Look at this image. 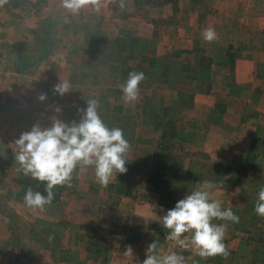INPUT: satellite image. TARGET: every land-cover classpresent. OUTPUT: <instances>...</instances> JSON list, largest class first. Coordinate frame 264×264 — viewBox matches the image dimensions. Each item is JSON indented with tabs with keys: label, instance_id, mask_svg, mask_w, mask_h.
I'll return each instance as SVG.
<instances>
[{
	"label": "crops",
	"instance_id": "1",
	"mask_svg": "<svg viewBox=\"0 0 264 264\" xmlns=\"http://www.w3.org/2000/svg\"><path fill=\"white\" fill-rule=\"evenodd\" d=\"M133 70L146 78L126 103ZM90 99L124 130L127 172L103 187L93 166L78 167L43 211L27 207L26 189L46 185L19 170L15 140L55 118L79 122ZM198 182L239 216L213 221L228 225L227 257L201 258L161 227ZM262 187L264 0H102L76 15L62 0L0 4V264H141L154 240L185 264H264Z\"/></svg>",
	"mask_w": 264,
	"mask_h": 264
},
{
	"label": "clouds",
	"instance_id": "2",
	"mask_svg": "<svg viewBox=\"0 0 264 264\" xmlns=\"http://www.w3.org/2000/svg\"><path fill=\"white\" fill-rule=\"evenodd\" d=\"M5 2L0 0V4ZM62 3L73 15L88 5L96 11L102 6V0H62ZM202 36L209 43L217 38L213 27L205 28ZM145 78L142 71L133 70L128 73L127 80L120 85L126 103L138 100L140 85ZM69 89L68 82L55 86V91L60 95ZM99 107L98 100L90 99L86 108L78 109L81 113L79 122L69 123L55 118L49 126L34 124L15 140V159L19 170L46 185V195L33 191L31 187L26 189L23 199L27 207L43 211L55 199L54 189L70 184L73 172L78 167L93 166L96 181L103 187H107L118 173L127 172L130 142L122 128H109L105 125L99 115ZM214 187L211 182H198L197 188L186 193L162 217L161 227L167 230V238L178 241L181 246H185V241H190L201 258L229 255L224 243L228 225L214 223V220L239 222V216L231 208L225 209L219 200L213 199L211 190ZM254 211L264 217V187L259 189ZM124 254L133 256L130 245ZM141 264H185V258L175 251L160 254L158 241L154 240L148 245L146 257Z\"/></svg>",
	"mask_w": 264,
	"mask_h": 264
},
{
	"label": "trees",
	"instance_id": "3",
	"mask_svg": "<svg viewBox=\"0 0 264 264\" xmlns=\"http://www.w3.org/2000/svg\"><path fill=\"white\" fill-rule=\"evenodd\" d=\"M158 174H159L158 172L150 173L149 176L151 177L152 180H154V179H156V177H157ZM154 181H155V180H154ZM43 184H45V183H43ZM160 190L163 191V195H164V196L167 195V193L165 192V187H164V186H160ZM164 192H165V193H164Z\"/></svg>",
	"mask_w": 264,
	"mask_h": 264
}]
</instances>
